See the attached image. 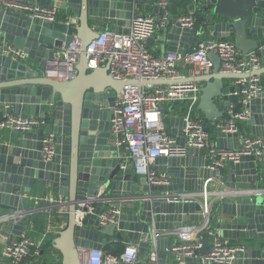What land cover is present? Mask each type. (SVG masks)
Here are the masks:
<instances>
[{"label": "water", "instance_id": "1", "mask_svg": "<svg viewBox=\"0 0 264 264\" xmlns=\"http://www.w3.org/2000/svg\"><path fill=\"white\" fill-rule=\"evenodd\" d=\"M18 1L54 6L65 13L49 21L0 7V110L48 120L44 127L0 137V216L15 220L14 234H22L29 216L35 212L20 215L24 210V194L38 182L52 193L68 197V225L53 242L54 250L62 256L61 264H80L79 247L101 249L109 237L115 242H125V238L140 242L139 250L144 254L149 243L141 241L142 236L148 233L153 236L158 231L167 232L166 236L157 238L159 264H167L169 235L185 222L202 221V208L196 201L161 200L151 196L164 191H201L207 180L210 186L221 180L222 188L232 191L229 193L223 188L215 193L221 210L216 228L225 238L243 239L247 246V251L233 264H264V149L261 158L244 155L238 162L227 161L220 171L210 169L208 159L194 147H189L185 156L159 157L151 168L167 172L174 179L169 186L149 185L134 172L132 164L121 167L119 148L112 140L111 117L124 86L172 81L115 79L108 66L89 68L86 47L98 36L100 24L113 23L116 30L128 34L132 19L142 12L156 14L158 21L161 8L156 1ZM172 2L169 0L168 4ZM185 7L196 13L199 25L193 29L182 27L176 22L179 15L169 13L161 35L166 50H188L201 42L195 34H207L210 41L233 39L244 58L255 51L264 64V0H197ZM72 18H78L80 28ZM87 28L91 34L86 36L83 30ZM74 35L83 42L75 66L76 76L67 80L48 77L49 61L62 43H70ZM8 44L24 49L28 60L20 61L6 54L4 47ZM212 54L215 58L212 74L197 80L203 82L198 107L208 122L222 118L232 104L235 111H240L243 103L241 94L237 93L240 88L237 80L264 73L263 66L250 73L223 71L220 57L213 52L209 56ZM100 74L107 77L98 81ZM226 79L230 82L225 83ZM247 107L251 116L246 123L253 135L264 139V92L253 97ZM169 125L171 133L183 145L182 118L171 117ZM206 130L210 127L206 126ZM47 131L57 137V153L48 162L43 159ZM215 135L219 148L237 146L236 138L221 131H215ZM99 194L135 198L131 201V210L122 211L118 222L101 224L99 215L105 205L100 201L95 203L93 214H86L79 221L77 210H88L79 202ZM119 202L117 198L114 205L120 207ZM15 215H18L16 219ZM210 247L207 236L198 252L204 254ZM110 252L116 255L118 249L113 246ZM54 258L53 254L48 255L43 264ZM172 264L177 262L173 260Z\"/></svg>", "mask_w": 264, "mask_h": 264}, {"label": "built area", "instance_id": "2", "mask_svg": "<svg viewBox=\"0 0 264 264\" xmlns=\"http://www.w3.org/2000/svg\"><path fill=\"white\" fill-rule=\"evenodd\" d=\"M164 10L163 19L140 14L132 19L130 32L124 34L116 29L104 28L98 36L91 40L86 47L88 66L90 69L108 66L109 73L118 80L132 78L139 81L165 79L172 82L166 84H126L121 98L113 107L112 140L121 151L122 168L133 165L134 172L144 177L149 185L169 186L171 177L167 172H159L151 166L159 157L185 156L189 147L198 148L208 159V166L213 170H222L227 161L238 162L244 155L261 158L264 149V139L259 136L240 134L241 121H247L251 112L247 107L249 101L262 92L264 87L259 74L237 80L240 85L237 93L242 96L243 108L235 111V105H230L222 118L213 120L212 127L228 136L238 137L237 146L231 149L219 148L213 140L210 130H206V122L198 104L201 96V83L197 80H187L180 71L181 66L187 67L193 75L194 67L198 66L203 72L212 70L214 63L210 58L211 52L218 54L221 59V69L226 72L243 73L248 70L261 68V59L252 51L246 55L239 50L232 40L201 41L193 50L167 51L162 56L154 55L146 45L147 40L156 31L164 27L168 18L169 0H156ZM0 7L21 11L30 17L49 21L57 20L60 10L54 6L20 2L18 0H0ZM176 22L182 27H196L197 16L194 12L181 14ZM82 40L74 35L70 43L63 42L54 58L49 61L46 75L59 80H67L76 76L75 66L82 53ZM6 54L20 61L28 60V53L15 45L4 47ZM7 107V105H6ZM169 109L172 111L170 114ZM182 118V130L185 143L179 144L177 137L170 131L166 117ZM46 118L23 116L5 110L0 120V130L28 131L47 125ZM57 153V137L46 132L43 140V159L51 161ZM220 185L221 180H216ZM207 180L201 191H164L151 197L161 200L196 201L200 203L203 220L197 226H182L176 228L174 234L179 239L172 242L168 248V260L172 264H233L246 251L244 243L225 238L221 231L211 225V211L214 201ZM27 194H24L26 196ZM121 206H115L116 199ZM133 196L112 197L107 194L88 197L87 201L79 202L88 207L87 212L77 210L80 221L86 214L95 212V203H110L100 213L101 224L118 222L122 213V205L133 201ZM216 199V198H215ZM115 200V201H114ZM68 201L52 202L44 207L21 210L23 212H38L43 209L60 207L61 212L68 209ZM19 215V214H18ZM18 215H15L16 219ZM12 218V219H14ZM8 220L6 215L0 216V221ZM209 237L211 247L204 254L198 251L203 247L204 235ZM166 231H158L153 236L144 234L141 241L149 246L144 254L139 250L140 242H124L123 250L116 255L96 248L79 247L80 264H159L157 238L166 236ZM42 241H36L22 232L15 240L7 242L2 248V255L7 257L10 264H20L31 248L37 249ZM167 260V261H168Z\"/></svg>", "mask_w": 264, "mask_h": 264}, {"label": "crops", "instance_id": "3", "mask_svg": "<svg viewBox=\"0 0 264 264\" xmlns=\"http://www.w3.org/2000/svg\"><path fill=\"white\" fill-rule=\"evenodd\" d=\"M196 2H197V0H173V2L171 4H168V12L172 13L174 15H176V14L177 15H181V14H185V13H188V12H194L191 9H189V7H185V6H191L194 3H196ZM156 3H157V1H156ZM160 8H161V6H160ZM62 13L64 14L65 11L60 10V15ZM142 14L153 16V17L156 16V14L149 13V12H146V11L142 12ZM163 15H164V10L161 8L160 12H159V15H158V20L163 19ZM72 22L75 24L76 27L80 28V21L78 20V18H72ZM197 22H198V19H197ZM198 25H199V23H198ZM198 25H196V27ZM104 28L116 29V26L113 23L100 24L99 31L101 29H104ZM162 30H163V27L159 28L156 31L153 40L150 41V42H146V45L149 48V50L156 56H162L163 54H165L168 51V50H166L164 48V43L165 42L161 38ZM83 34H85L86 36L91 34V29H89V28L84 29L83 30ZM195 37L200 38L201 41H205V40L208 39V35L207 34H202V35L195 34ZM216 40H219V39H216ZM228 40H232L233 41V39H231V38H228ZM199 43L194 44L188 50L196 49L198 47ZM210 58L212 59L213 63H215V58H214L213 54L211 55ZM262 66L264 67V64L261 62V67ZM180 71H181V73L183 75L186 76L187 80H191V79L192 80H198V79H201V78H203L205 76L211 75L212 71H213V68H212V70H210L208 72H203V71H201L199 69L198 66H195L193 75H191V73H189L187 67H185V66H181L180 67ZM246 72L250 73L251 70H248ZM104 76L107 77V75H105V74L101 75L100 77H98V81H102ZM260 78H261V83H262V85L264 87V73L260 74ZM228 82H230V80L226 79L225 83H228ZM200 83H201V85H203V82H200ZM216 101L218 103L219 99H217ZM233 105H235V104H233ZM4 112H5L4 109L0 110L1 118H2V115H3ZM168 112L170 114L172 113V111L170 109H169ZM18 115L28 116V115H24V114H18ZM203 116H204V114H203ZM171 117L172 116H170V118ZM170 118H168V124H170ZM213 122L214 121L209 122V124L207 126H209L210 129H212V131H211L212 138L217 143V139H216V135H215V131H217V130L213 129V127H212ZM239 125H240V134L241 135L255 136L252 133L251 126L248 125L246 123V121H241L239 123ZM169 127H170V125H169ZM169 129L171 131V127ZM17 133L18 132L15 131V130L3 129V130H0V137H2V136L7 137V136H12V135H17ZM231 137H233V136H231ZM238 137H233V138L238 139ZM238 140H237V142H238ZM120 153H121V151H120ZM201 153H205V152L201 151ZM225 170H227V172H230V170L228 168L225 169ZM171 181L173 183L174 179H171ZM223 188H224V190L226 192H229V191L231 192L232 191L231 189H228V188H226L224 186H223ZM223 188L216 181H214L212 186H209V189H210V192L212 193V195H213V193H215L217 191V189L223 190ZM215 198H217V197L212 196V198H211V199H213L214 204L212 206L211 219L210 220H211L212 228L215 229V230H218L216 228V224H217L216 223V220H217L216 218L218 217L219 212L221 210H220V208H218V201H216ZM23 199H24L23 209L26 210V209H35V208H38V207H44L46 205H49L52 202H57V201H60V200H63V201L64 200H68V197L64 196V195L54 194V193L51 192V190L49 188H47V187H45V186H43V185H41L40 183L37 182V184L33 188H31L30 190L27 191V195L24 196ZM131 203L132 202H128L126 204H123L122 205V211L129 212L131 210L130 209ZM105 205L108 207V206H110V203L107 202V203H105ZM51 209H53V210H50V209L46 208V209L40 210L38 212H34V213H32L29 216L30 218H32V216L40 218V217H42V215H39L37 213H43L45 215H48V222L45 224L46 225V227L44 228L45 230H41V229H39L37 227H33L32 224H30L29 220H28L23 232H26L29 237L33 238L36 241H42V243H41V246L39 247V253L38 254L35 253V251L37 249H35L34 247L31 248V250L24 257V259L22 260V262L20 264H29L30 262H34L35 264H43L45 258H47L48 255H50V254H53L55 258L47 260V264H50V263L61 264L62 256L57 250H54L53 242H54V239L56 237H58L59 232L67 227L68 221H69V214H68L69 210L67 209L66 212H61L60 211V207H55V208H51ZM200 223H201V221L185 222V223H183L182 226H197V225H200ZM14 224H15V220L0 221V264H10L9 259L2 255V248H3L4 244H6L7 242H11V241L15 240L18 237V236H16L14 234ZM182 226H180V227H182ZM124 235L126 236V233H124ZM202 235H204L202 237H204V239H205L206 238L205 234H202ZM169 237H170L169 245L172 242H174V241L179 239L177 234H171V235H169ZM49 240H51L52 245L47 246V248H45V244ZM114 240H115L114 238L109 237L105 241V243L113 242ZM125 242H135V241H132L129 238H125ZM236 242L245 243V241L243 239H238ZM32 250H35L34 251V255L32 254V252H33ZM42 252H43V254H42ZM29 254H32V256H33L32 259L33 260L32 259L31 260L27 259V261H26L25 259L29 256ZM167 264H170L169 260L167 261Z\"/></svg>", "mask_w": 264, "mask_h": 264}, {"label": "trees", "instance_id": "4", "mask_svg": "<svg viewBox=\"0 0 264 264\" xmlns=\"http://www.w3.org/2000/svg\"><path fill=\"white\" fill-rule=\"evenodd\" d=\"M197 16V15H196ZM199 22L196 23V25H198ZM228 40V39H227ZM0 120H1V115H0ZM206 124L208 125L209 122L207 120H205ZM212 129H210V133H211ZM39 215H42V217L40 218H37V217H33L32 218H29V223L32 224L33 227H37L41 230H45L44 228L46 227V223L48 222V215H45L43 213H37ZM52 245V242L51 240H49L46 244H45V248H47V246H50ZM115 246L117 249H118V253H120L124 246H125V243L124 242H107L105 243V245L103 246V250L109 252L111 251L112 247ZM32 254L34 255V251L35 250H32ZM32 254H29V256L25 259L27 261L28 260H31L33 258ZM33 260V259H32Z\"/></svg>", "mask_w": 264, "mask_h": 264}, {"label": "rangeland", "instance_id": "5", "mask_svg": "<svg viewBox=\"0 0 264 264\" xmlns=\"http://www.w3.org/2000/svg\"><path fill=\"white\" fill-rule=\"evenodd\" d=\"M168 118H169V115L166 117V119H167V122H168ZM50 264H53V263H50Z\"/></svg>", "mask_w": 264, "mask_h": 264}, {"label": "bare ground", "instance_id": "6", "mask_svg": "<svg viewBox=\"0 0 264 264\" xmlns=\"http://www.w3.org/2000/svg\"><path fill=\"white\" fill-rule=\"evenodd\" d=\"M215 193H216V192H215ZM215 193L213 194V196H214V197H217L218 195H216Z\"/></svg>", "mask_w": 264, "mask_h": 264}]
</instances>
